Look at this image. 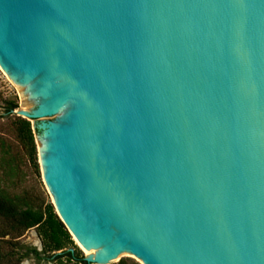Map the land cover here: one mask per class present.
Wrapping results in <instances>:
<instances>
[{
  "label": "water",
  "instance_id": "1",
  "mask_svg": "<svg viewBox=\"0 0 264 264\" xmlns=\"http://www.w3.org/2000/svg\"><path fill=\"white\" fill-rule=\"evenodd\" d=\"M0 66L87 263L264 264V0H0Z\"/></svg>",
  "mask_w": 264,
  "mask_h": 264
},
{
  "label": "trees",
  "instance_id": "2",
  "mask_svg": "<svg viewBox=\"0 0 264 264\" xmlns=\"http://www.w3.org/2000/svg\"><path fill=\"white\" fill-rule=\"evenodd\" d=\"M0 118L9 121L14 140L0 133V264H21L30 252L39 259L73 264H89L73 245V239L58 218L51 202H40L31 191L22 187L26 172L40 176L36 156L34 130L26 118L12 113L18 105L12 99H2ZM36 228L42 238V250L37 252L22 243L24 233ZM61 251L59 254H55ZM42 255V256H41ZM116 264H139L121 258Z\"/></svg>",
  "mask_w": 264,
  "mask_h": 264
},
{
  "label": "rangeland",
  "instance_id": "3",
  "mask_svg": "<svg viewBox=\"0 0 264 264\" xmlns=\"http://www.w3.org/2000/svg\"><path fill=\"white\" fill-rule=\"evenodd\" d=\"M0 95H1L2 99L6 98V99H12V100L16 101L17 105H18V107L16 109L20 108V105H21L20 93H19L16 85L8 79L7 75L3 71L2 67L0 68ZM1 105L2 104H0V114L2 113ZM14 114L17 115L16 113H14ZM0 133L3 137H5L10 142H12L14 140L13 132L10 128L9 121L5 118H0ZM36 152H37V148H36ZM36 156H37V162L39 165L40 176H36L34 174L29 173V171H27L26 172L27 177L22 180V187L31 191L35 196H37V198L40 202L41 201L46 202V203L51 202L52 199H51V197H50V195H49V193H48V191H47V189L43 183L38 153H36ZM22 243L25 245H34V246L42 249V238L39 236L36 228H32V229H30L24 233V235L22 236ZM74 246L76 247V249H78L81 252L82 255H84L74 240H73V245H68L66 247V249L67 248L75 249ZM121 258L132 259V260L138 262L135 258L128 257V256H124ZM117 262H112L109 264H116ZM73 263L74 262H67V263L63 262V264H73ZM21 264H37V263L33 260H30V259H23ZM43 264H58V263L53 262V261H49V262H45ZM91 264H95V263H91ZM139 264H141V263H139Z\"/></svg>",
  "mask_w": 264,
  "mask_h": 264
},
{
  "label": "flooded vegetation",
  "instance_id": "4",
  "mask_svg": "<svg viewBox=\"0 0 264 264\" xmlns=\"http://www.w3.org/2000/svg\"><path fill=\"white\" fill-rule=\"evenodd\" d=\"M30 249L34 248L37 252H41L42 249L34 246V245H27ZM61 253V251H57L55 254H59ZM42 256V255H41ZM24 259H30V260H33L35 261L37 264H43L45 262H49V260H46V259H39L38 256H36L34 253L30 252L28 254V256H26ZM53 262H56V260Z\"/></svg>",
  "mask_w": 264,
  "mask_h": 264
},
{
  "label": "bare ground",
  "instance_id": "5",
  "mask_svg": "<svg viewBox=\"0 0 264 264\" xmlns=\"http://www.w3.org/2000/svg\"><path fill=\"white\" fill-rule=\"evenodd\" d=\"M0 68H1V66H0ZM81 249V248H80ZM82 251V250H81ZM83 252V251H82ZM84 254V253H83ZM84 256H85V254H84ZM86 258H88V259H90V260H95L96 261V259H93V258H90V257H87V256H85ZM118 257H122V256H118ZM118 257H116L115 259H113L111 262H115L116 260H117V258ZM95 264H97V263H95Z\"/></svg>",
  "mask_w": 264,
  "mask_h": 264
}]
</instances>
